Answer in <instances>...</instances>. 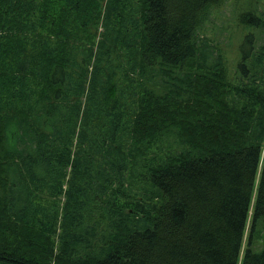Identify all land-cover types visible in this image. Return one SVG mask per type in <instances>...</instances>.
Listing matches in <instances>:
<instances>
[{
	"label": "trees",
	"instance_id": "trees-1",
	"mask_svg": "<svg viewBox=\"0 0 264 264\" xmlns=\"http://www.w3.org/2000/svg\"><path fill=\"white\" fill-rule=\"evenodd\" d=\"M223 2L0 0V264H264V0L234 60Z\"/></svg>",
	"mask_w": 264,
	"mask_h": 264
},
{
	"label": "rangeland",
	"instance_id": "rangeland-1",
	"mask_svg": "<svg viewBox=\"0 0 264 264\" xmlns=\"http://www.w3.org/2000/svg\"><path fill=\"white\" fill-rule=\"evenodd\" d=\"M252 0H224L218 9L214 10L210 22L206 25L209 26V31L203 27L199 34L202 36L212 35L217 39L219 45L226 53L227 60H234L235 51H238V45L242 40L243 35L247 32L241 21H237L242 11L247 7V4ZM264 5L259 6V10H263ZM240 24H239V23ZM242 24V25H241ZM238 26V27H237ZM65 56L63 55L62 61Z\"/></svg>",
	"mask_w": 264,
	"mask_h": 264
},
{
	"label": "bare ground",
	"instance_id": "bare-ground-1",
	"mask_svg": "<svg viewBox=\"0 0 264 264\" xmlns=\"http://www.w3.org/2000/svg\"><path fill=\"white\" fill-rule=\"evenodd\" d=\"M243 11H244V10H243ZM243 11H242V12H243ZM241 14H242V13H241ZM241 14H240V15H241ZM240 15H239V17H240ZM236 20H237V17H236ZM237 21H239V20H237ZM238 23H239V22H238ZM239 24H240V23H239ZM237 27H238V26H237ZM245 34H246V33H245ZM245 34L243 35V37L245 36ZM243 37H242V39H243ZM241 41H242V40H241ZM241 41H240V42H241ZM239 44H240V43H239ZM237 53H238V51H237ZM235 57H236V51H235ZM158 78H159V73H158V72L155 73L154 75L150 76V79H152L153 81H156ZM171 84H172V82L166 78V79H164V80L158 82L156 85H154L153 90H155L156 92H161V91H163L164 89L170 87ZM28 85H29V84H28Z\"/></svg>",
	"mask_w": 264,
	"mask_h": 264
}]
</instances>
